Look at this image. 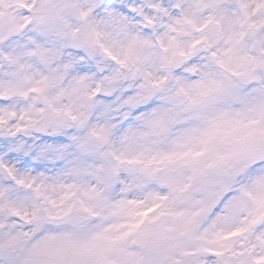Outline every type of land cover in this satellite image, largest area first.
<instances>
[{
  "label": "snow or ice",
  "instance_id": "6c2138e0",
  "mask_svg": "<svg viewBox=\"0 0 264 264\" xmlns=\"http://www.w3.org/2000/svg\"><path fill=\"white\" fill-rule=\"evenodd\" d=\"M0 264H264V0H0Z\"/></svg>",
  "mask_w": 264,
  "mask_h": 264
}]
</instances>
